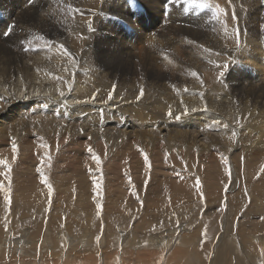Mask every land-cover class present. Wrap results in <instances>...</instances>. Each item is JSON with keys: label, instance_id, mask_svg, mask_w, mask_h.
Instances as JSON below:
<instances>
[{"label": "bare ground", "instance_id": "bare-ground-1", "mask_svg": "<svg viewBox=\"0 0 264 264\" xmlns=\"http://www.w3.org/2000/svg\"><path fill=\"white\" fill-rule=\"evenodd\" d=\"M12 1L15 3L14 7H7L4 4L0 6V137L10 138L7 144L13 143V140L17 145L24 143L41 148L43 146V149H48L50 152L52 149L60 150L63 142H72L88 150L91 149L90 155L94 156V159L88 165L93 175L80 172L79 166L80 169L75 173L87 189L88 187L94 189L97 184L103 182L102 176L94 175L104 172L103 163L100 160L97 162L98 155L105 152L108 159L113 152L126 146L143 150L148 148L149 152L158 148H164L165 152L169 150L172 155L169 157L171 156L172 159L165 161L171 166L173 161L177 163L175 162L177 156L183 158L187 156L185 161L190 162L196 169L198 165L204 166L208 164L209 159H213L211 166L217 165L218 168L226 171L225 181L230 189L229 199L224 200L228 209L227 215L224 216L227 219L224 220L225 228L222 231L225 234L218 236L216 248L220 250L228 242L235 247L233 252L231 249H226L214 264H227L226 262L229 263L233 255L234 264H264V239H255L257 242L255 245L248 239L253 237H242L248 244L243 242V247V243L239 240L227 236L234 206L238 208L247 201V198L245 200L242 197L241 188L244 189V186L252 181L251 177L248 178V170L262 165H256L251 156L256 155L257 151L263 152L264 156V12L262 14L257 12L254 0H197L192 7V3L185 0L181 13L175 14L179 16L172 18L200 26V32L193 29L194 27L190 29L170 26L176 31L174 34L169 32L165 40L162 36L159 38L162 32L155 37L154 35L149 37L146 33L162 25L159 20L158 25H155L157 22L153 24L155 26L143 24L145 31L143 30L144 35L140 39L134 38L133 35H125L123 31L125 28L120 23L123 20H120L118 15L129 11L128 0ZM202 9L208 11L206 15L209 17L195 20L194 15L202 17L204 11ZM130 28L125 29L126 34ZM202 31L206 33H201ZM114 33L118 34L115 39ZM104 45L107 47L105 48ZM113 45L115 49L112 50ZM137 54L143 55L144 59L148 58L151 64L149 70L144 68L143 71L138 65H133L137 60L134 55ZM124 58L125 64L119 65ZM229 82L234 84L230 86ZM141 88L144 90L142 97H140ZM109 92L112 93L111 99L108 97ZM207 106H214V112H209ZM150 153L148 157L144 154L143 163L146 165L153 162L155 154L151 156ZM166 156L167 153H164L163 159H166ZM1 159L0 170L3 171L5 167L9 169L12 161L6 160L8 163L5 164ZM87 168L85 170H88ZM169 169L172 171V167L169 166ZM166 170L167 168L165 172H170ZM40 175L45 174L40 173ZM121 175L122 173L118 175L122 180L120 183H132L131 175L126 180ZM7 176L11 177V174ZM59 176L61 177L60 174ZM39 177L38 175L37 179H42ZM5 179L7 178L0 176L1 181ZM57 179L54 180L57 181L56 183L60 181ZM72 179L69 177L67 182L71 183ZM109 182L111 183L108 180ZM198 186L201 187V184L199 183ZM90 189L84 195L77 193V190L73 191L79 196L78 199H95L100 195L98 191L90 194ZM120 195L129 197L127 189H123ZM253 196L254 200L263 205L260 211L264 214V201ZM30 205L33 204H29V207ZM24 208L18 209V212L23 213ZM43 213L45 214L44 211ZM263 219L264 216L260 223H264ZM256 224L255 220L253 227L258 232L260 229ZM2 231L4 232V229ZM193 231L201 232L202 226ZM171 233L175 234V231ZM6 235L7 233L3 237L0 236V264L3 262V264H28L15 262L16 257L20 258L17 256L19 253L16 252L19 247L22 253L30 251L26 246L27 240L23 239V243L18 245L21 240L15 241L9 233V238ZM41 235L42 237L35 240L31 249L33 255L38 256L31 264L120 263L116 255L111 254V258L103 259L89 257L90 253L84 257L85 261L77 258L71 261L68 257L72 251L87 250L82 249L83 243H86V248L91 249L87 245L89 240L86 236L74 237L72 240H67V236L60 237L53 240V244H56L53 247L51 238H48L47 234L43 236L41 233ZM154 237L150 238L151 245H156L159 239H164L158 235ZM188 238L190 237L183 235L184 241L179 239L178 242L174 237L172 240L177 241L176 247L173 248L171 241L166 243L159 259L156 253L160 247L145 248V243L143 246L134 242L131 248L137 254L131 252L130 259L144 262L143 264H180L179 260L182 259L184 264H206L201 251L194 250L188 254V250L184 249L191 241V238L190 240ZM196 239L200 238L196 237ZM126 240V243L130 241ZM207 241L202 249L208 245ZM38 245L42 247L41 252L36 249ZM107 245L106 248L111 247L110 242H107ZM46 248H59V251L53 249L56 255L53 252L52 258L51 254L45 259L43 252H46L44 251ZM229 252L233 254L225 258ZM163 260L166 263H163ZM131 263L133 262L124 261L121 264Z\"/></svg>", "mask_w": 264, "mask_h": 264}, {"label": "rangeland", "instance_id": "rangeland-1", "mask_svg": "<svg viewBox=\"0 0 264 264\" xmlns=\"http://www.w3.org/2000/svg\"><path fill=\"white\" fill-rule=\"evenodd\" d=\"M28 1L30 0H26V2ZM33 1L34 0H32V2ZM128 2L129 11L123 13L125 15H118V18L124 21H120V23L126 30L131 27V31L129 30L128 34H126V30L123 29L125 35H133L134 38L140 39L143 37L142 35H144V25L155 26L158 25L159 22H161L160 24L162 25H159L158 27L153 29L154 31L151 30L146 32L148 33L147 35L149 37L153 35V37L158 36L160 32H162V35H159V38L162 36V39H167L169 32L171 34H174V31H176V29H172V27L170 26L186 28L188 27L190 29L194 27L193 29H197L198 32H200V26L192 25L189 22L182 20H174L176 18L175 16H177L179 12L181 13V9H183V6L185 5V0H180L179 2H177L176 0H153V2L152 0H128ZM253 2L256 4L257 12L262 14L264 12V0H254ZM172 3L175 7L172 6ZM177 3L180 5H178ZM2 4L6 5L7 7H14L15 3H13L12 0H1L0 6H2ZM192 6H195L194 3L191 4V7ZM178 9H180V11ZM192 12H194L193 9ZM176 13L178 14L175 15ZM206 14H208V11L204 10L202 11L201 18H199L197 15H194V18L195 20H197V18L204 20L209 17ZM155 22H157V24L153 25ZM171 22H173V24ZM174 23H176L177 25ZM168 29L171 31H169ZM201 33L205 34L206 32L202 31ZM114 35H116L113 37L115 39L118 34L114 33ZM6 47H10V45H6ZM104 47L106 48L107 46L104 45ZM111 49H115V46H111ZM136 50L138 51V49ZM146 55L148 54L146 53ZM134 56H136L135 59L137 60H135L133 65H138L141 69H143V71L144 68L148 70L150 69L151 64L148 62V58L144 59L143 55L138 56V54ZM124 61H126L125 58L121 60L119 65H124ZM228 84L231 86L232 84H234V82H229ZM229 94L231 95V92ZM213 108L214 106L206 107L208 111L210 110L209 112H214ZM157 122L154 121V123ZM2 139L8 140L0 143V159L2 158L1 161L4 160L2 163H4L6 160L8 162L9 160L10 162H12L10 163L11 165L9 169L5 167L3 171L0 170V176H4L7 178L4 181L0 180V233L2 232V235L0 236L3 237L5 236V233H7L6 236L7 238H9V233L10 237H13L15 241H22H20L21 243H19L18 245L22 244L24 241L23 239H25L27 240L26 246L29 248L28 250H30L26 253H22L21 248L19 247L16 252L20 254H17V256H20V258L16 257L15 262L18 261L19 263L31 264L32 261L38 258L37 255H33L34 253L31 252V249L34 245L35 240L42 237L41 233L43 234V236L47 234V237L49 236L48 238H51V246L53 247H55L56 245L53 244V240H56L60 237L67 236V240H72V238L74 237L76 238L78 236H86L89 240V243H91H87V245H89L91 249L86 248V243H83L82 249H87L89 252L87 250H79L78 252L72 251V255L70 254L68 257L71 259V261L73 260V258L82 259L83 261H85L84 257H87L88 253H90L89 257L93 256L103 259H105V257L111 258L112 255H116V259L120 262L119 264L124 263V261L133 262L131 264H143L144 262L140 263L139 261L130 259V257H132L131 252L136 253L131 248L134 242L143 246L145 243V248L160 247L156 253L157 259H159L161 257L164 245L171 241L173 248L176 247L175 245L177 244V241L179 242V239H181L182 242L184 241L183 235L189 236L191 238V241L184 247V249L188 250V254L192 253L194 250L201 251L203 253V259L206 264H214L215 261L219 260L220 255L226 249H231V252L235 250L233 244L229 242L225 243L220 250L216 248L217 241L225 228L224 220H227L224 216L227 215L228 209L226 208V203L224 200L229 199L228 192L230 189L228 183L225 181L226 175L224 173L226 171L221 170V168H218L217 165L211 166L213 163L211 161L213 159H209L208 164H205L204 166H196L198 167L196 169L191 166L190 162L185 161V158L187 156H185L184 158L181 156H177V158H175V162L177 163H174L173 161V166H171L170 163L169 165H167L165 161H169L172 159V155L171 153H169V150L165 152V150H163L164 148H158L159 150H153L154 152L151 150L152 153H150L151 151H147L148 148L147 150H143L142 148L134 146H126L122 147L116 152H113L112 156H110L108 159L105 156V152L98 155L100 162L103 163L104 172L101 174L95 173L94 175L100 177L102 176L104 183L102 182V184L99 185V188H97L98 186H95L94 189H90L89 187L87 189V186L83 184V181L78 179V176L75 174L76 170L81 168L80 172L84 174L85 172H87L89 176L93 175L90 171L91 168H89L90 165L88 164L93 161L94 156L90 155L92 152L89 151L86 147L77 145L72 142H63L62 146L59 148L60 150L52 149V152H50L48 149H43V146L41 148V146L24 143H19V145H17V143H15L13 140V143L7 144L6 142H8L10 138L0 137V142L3 141ZM13 144L15 145V149ZM149 153L151 154V156H153L154 154L155 155L152 159L153 162L151 161L152 164L150 163L146 165L143 163V158L144 154L148 157ZM164 153H167L168 157L166 156V159H163L162 157ZM255 154L256 155L252 154L251 159L256 162V165H262L260 167L251 168L253 171L251 169L248 170V178H252V181L251 183L249 182L247 186H244V189L241 188V193H243L242 197L245 198V200L247 198V201L243 204H240L238 208H236L235 206V209L232 208L234 209L231 213L233 219L230 218L231 227L228 230L227 236L230 238L231 236H233L234 240L237 239L240 243H245L243 238H245L246 236L253 237L252 239H248L249 241H251V243L253 242L256 245L257 242L255 239H264V223H260L264 214L260 211L261 206L263 205L261 203H258L259 201L254 200L255 197L253 195H255L259 200L264 201V156L263 152L261 151H257L255 152ZM169 155H171V158L169 157ZM52 159L54 160L53 162L51 161ZM85 166L88 167V170H85ZM91 166L93 165L91 164ZM169 166L170 168L172 167L173 172L169 169ZM109 167L111 168V170H107V168ZM165 167L167 168L166 171L169 170L170 172H165ZM46 170L49 172L47 173ZM254 170H257V172ZM39 172L42 173V175L45 174L43 176L47 178V183H43L42 179H37L38 175L40 177H43ZM51 172L54 175L50 174ZM121 173V176L125 177V180L127 177H130L129 175H131L130 179L132 183H120L122 182V180H120L121 178L118 177V175H120ZM10 174L11 177L7 176ZM59 174L61 175V177L59 176ZM57 175L59 177H57ZM68 176L70 177V179H72L73 177H76V179H72L71 183L67 182V179H69ZM55 177L58 178H56L58 181L60 180L58 183H56L57 181H54L56 180ZM59 178H61L62 180ZM198 178H201L202 181ZM102 179L100 178V180ZM108 180L111 181V183H108ZM72 181L75 183H73ZM199 183L201 184V187L198 186ZM31 184H35V187ZM38 184L39 186H37ZM45 184H47V186ZM48 184L51 185V188L48 186ZM175 184H178V186ZM85 187L87 190L85 189ZM37 188L39 191H41L40 193ZM89 189L90 194H92L94 191H98L100 192V195H98L95 199L87 200L85 198L78 199L79 196L75 195L76 190L77 193L79 192L84 195V193L87 194L89 192ZM123 189H127L129 197H125L126 194L122 196L120 195V192ZM42 190H44V192ZM31 191L34 192L32 193ZM241 193H239L240 198ZM70 194L74 195L71 196ZM244 195H246V197ZM73 197L76 198L74 199ZM16 200L20 201L16 202ZM254 201L256 202L254 203ZM250 202L253 204H251ZM31 203L33 205H30L29 207V204ZM250 205L255 206L257 209L259 207L260 208L258 210H256V208H253L252 206L251 208H249ZM258 205L260 206L258 207ZM43 206L47 210H44L45 208ZM22 207H25L23 213L18 212V209H23ZM29 208L31 210V213ZM43 211L45 212V214L43 213ZM248 211H250L251 213L249 212V215L246 216V213ZM34 213L36 214V216ZM24 219L26 221H24ZM255 220L257 221V228L260 229V231L258 232L257 230L255 231L253 227ZM31 223H33V225H31ZM37 225L39 228L37 227ZM200 225L202 226L201 232L193 231ZM27 226L31 228H28ZM34 228L39 230L40 233L39 231L34 230ZM2 229H4V232L2 231ZM17 231H20L21 236ZM173 231H175V234L171 233ZM196 233L198 236H196ZM223 234H225V232ZM154 235H158L160 238L163 237L164 239H159V241L156 242V245H151L150 238H155ZM215 236L216 239H214ZM260 236L261 238H259ZM174 237L175 239L177 238V241L172 240L174 239ZM196 237L200 239H196V241ZM190 238L188 239L190 240ZM201 238L202 240L204 239L206 241L207 239L208 241L210 240L209 242L207 241L208 245L205 246L204 249H202V247L206 245V241H202ZM126 239H128V241L130 240L129 242H127L128 244L126 243ZM4 240L6 241V239ZM194 241L195 244L198 245H195ZM107 242H110L111 247L106 248V246H108ZM244 243L242 244L243 247ZM245 244L248 245L247 243ZM36 249L40 252L42 251V247H40L39 245L36 246ZM53 249L54 251H59V248H46V250H44L46 251L43 252V254L45 255V259L48 258L51 254V258L54 254L56 255V252H54ZM231 252H229V254L225 256V258L230 256V254H233ZM82 253L84 254V256H82ZM21 254L24 257L27 256V260H25L26 258H23ZM43 254L41 253V255ZM66 256L67 255L65 254V257ZM239 259H241V257ZM231 260L229 261V263L234 264V255ZM163 263L166 262L163 260ZM179 263L184 264L183 259L179 260ZM226 263L229 264L228 262Z\"/></svg>", "mask_w": 264, "mask_h": 264}, {"label": "snow or ice", "instance_id": "snow-or-ice-1", "mask_svg": "<svg viewBox=\"0 0 264 264\" xmlns=\"http://www.w3.org/2000/svg\"><path fill=\"white\" fill-rule=\"evenodd\" d=\"M187 2L195 3V2H197V0H187ZM143 95H144V90L141 88L140 89V97H142ZM108 97H109V99L112 98V93L111 92L108 93ZM140 97H137V99H139ZM14 149H15V145H14ZM89 151H91V149H89ZM97 162H99V159L97 160ZM4 163H7V162L5 161ZM42 180H43L44 183H47V178L46 177H42ZM48 186L51 188V185H48ZM97 186H98L97 188H99V184H97Z\"/></svg>", "mask_w": 264, "mask_h": 264}]
</instances>
